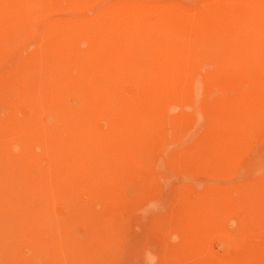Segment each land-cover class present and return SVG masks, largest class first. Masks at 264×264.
Segmentation results:
<instances>
[{
	"label": "rangeland",
	"instance_id": "1",
	"mask_svg": "<svg viewBox=\"0 0 264 264\" xmlns=\"http://www.w3.org/2000/svg\"><path fill=\"white\" fill-rule=\"evenodd\" d=\"M0 57V264H264V0H0Z\"/></svg>",
	"mask_w": 264,
	"mask_h": 264
},
{
	"label": "bare ground",
	"instance_id": "2",
	"mask_svg": "<svg viewBox=\"0 0 264 264\" xmlns=\"http://www.w3.org/2000/svg\"><path fill=\"white\" fill-rule=\"evenodd\" d=\"M14 42H15V41H14ZM1 45H2V44H1ZM248 45H249V44H248ZM5 48H6V47H5ZM237 48H238V47H237ZM237 48H236V49H237ZM27 49H28V48H27ZM239 49H240V48H239ZM11 51H12V50H11ZM1 54H2V53H1ZM5 54H6V53H5ZM3 57H4V56H3ZM0 58H1V57H0ZM28 61H29V60H27L26 62H28ZM254 61H255V60H254ZM254 61H252V59H251V62H249V64L243 62V64H244V63L246 64V65L244 64V65L246 66V67H245L246 69H242V68L240 67V66H241L240 63H237V62H236V64H239L240 66H239V67L236 66V68L233 67V68H234L233 70H237V71H238L237 73L239 74V76H238V74H237L238 77H236V78L238 79V80H237L238 82L241 81V82H243L244 84H248V81H249L251 78H253L252 75L255 74V72H256V70H257L256 67H259L260 64H264V59H262V61H261V60H260V61H257V63H255ZM8 62H9V61H8ZM8 62H7V63H8ZM26 62L24 61L22 64H24V63H26ZM206 62H207V61H205V63H206ZM208 62H209V61H208ZM215 62H216V61H215ZM215 62L212 61L213 64H214ZM203 63H204V62H203ZM223 63H224V62H223ZM223 63H222V64H223ZM227 63H228V62H227ZM207 64H208V63H207ZM210 64H211V63H210ZM216 64H217V63H216ZM216 64H215V65H212V64L209 65L211 71L217 70V68L220 67V66L218 67V65H216ZM218 64H219V63H218ZM225 64H226V63H225ZM255 64H256V65H255ZM11 65H12V64H11ZM27 65H28V63H27ZM30 65H31V64H30ZM199 65H200V64H199ZM219 65H220V64H219ZM229 65H230V64H228V67H229ZM244 65H242V66H244ZM44 66H45V65H43L41 68H43ZM224 66H226V65H224ZM22 67H25V70H24L23 73H20L21 75H23V74L25 73V71L27 70V67H28V66H26V65H22ZM31 67H32V66H31ZM38 67H39V66H38ZM203 67H205V65H203ZM206 67H207V65H206ZM206 67H205V68H206ZM221 67H222V66H221ZM230 67H231V66H230ZM18 68H19V67H18ZM22 69H24V68H22ZM207 69H208V68H207ZM223 69H224V68H223ZM227 69H228V68H227ZM231 69H232V68H231ZM38 70H39V69H38ZM11 71H13V70H11ZM27 71H29V70H27ZM27 71H26V72H27ZM228 71H231V70L229 69ZM14 72H15V71H14ZM21 72H22V70H21ZM219 72H220V71H219ZM226 72H227V71H226ZM231 72H232V71H231ZM234 72H236V71H234ZM16 73H17V72H16ZM16 73H15V74H16ZM36 73H37V72H36ZM12 74H14V73H12ZM15 74H14V75H15ZM217 74H218V73H217ZM222 74H223V73H222ZM14 75H13V76H14ZM38 75H39V74H38ZM31 76H32V75H31ZM191 76H192V75H191ZM196 76H197V75H196ZM235 76H236V75H235ZM9 77H11V76H9ZM9 77H8L7 79H9V81H11ZM38 77H40V76H38ZM38 77H37V78H38ZM194 77H195V76H194ZM196 78H197V77H196ZM221 78H222V77H221ZM29 79H30V78H29ZM191 79H192V78H191ZM1 80H2V79H1ZM50 80H51V79H50ZM197 80H199V79H197ZM200 80H201V79H200ZM219 80H220V79H219ZM9 81H8V82H9ZM14 81H15V78H14ZM23 81H24V80H23ZM23 81L21 80V82H23ZM34 81H35V80H34ZM43 81H44V80H43ZM192 81H193V80H192ZM230 81H231V80H230ZM2 82H4V80L1 81V83H0L1 86H2ZM5 82H6V81H5ZM17 82H18V81H17ZM30 82H31V80H30ZM32 82H33V81H32ZM41 82H42V80H41ZM41 82H39V84H41ZM46 82H47V81H46ZM231 82H232V81H231ZM12 83H15V84H16V82H13V81H12ZM12 83H11V84H12ZM27 83H29V82H27ZM59 83H60V82H59ZM200 83H201V82H200ZM11 84H9V85H11ZM3 85H4V83H3ZM9 85H7V86H9ZM42 85H43V84H42ZM195 85H197V84H195ZM7 86H6V89H7ZM12 86H13V84H12ZM40 86H41V85H40ZM43 86H44V85H43ZM46 86H47V85H46ZM13 87H14V86H13ZM15 88H16V87H15ZM36 88L40 90V88L37 87L36 84H34L33 87H31L30 91L33 90V89H36ZM41 88H42V87H41ZM196 88L201 89V88L198 87V86H197ZM11 89H12V88H11ZM58 89H59V88H58ZM61 89H62V87H61ZM7 91H8V90H7ZM10 91H11V90H10ZM13 91H14V89H13L11 92H13ZM96 91H97V90H96ZM195 91H196V89H195ZM195 91H194V92H195ZM210 91L213 92L212 89H210ZM4 92H5V91H4ZM28 92H29V91H28ZM91 92H92V91H91ZM199 92H202V91L200 90ZM14 93H15V92H14ZM14 93H11L10 95H12V94H14ZM25 93H26V92H25ZM25 93H24V95H26ZM33 93H34V92H33ZM5 94H6V93H5ZM5 94H4V95H5ZM35 94H36V91H35ZM195 94H196V93H195ZM195 94H193V95L195 96ZM18 95H19V94H18ZM49 95H51V93H50ZM97 95H98V94H97ZM7 96H8V95H7ZM14 96H15V95H14ZM19 96L21 97V93H20ZM29 96H30V99H33V97H35L34 94H30V93H29ZM51 96H53V95H51ZM198 96H199V95H198ZM10 97H11V96H10ZM10 97H9V98H10ZM37 97H40V96H37ZM43 97H44V95H43ZM23 98H24V97H23ZM26 98H27V97H26ZM26 98H24V99H26ZM21 99H22V98H21ZM3 100H4V98L1 97L0 102H2ZM26 100H28V99H26ZM34 100H35V99H34ZM34 100H32V101L34 102ZM93 100H94V99H93ZM11 101H12V99H11ZM23 101H24V100H23ZM32 101H31V102H32ZM37 101H38V100H36L35 102H37ZM4 102H5V100H4ZM6 102H7V100H6ZM33 102H32V105H31V107H30V108H32V109H33L32 106H34V105H33V104H34ZM38 102H39V101H38ZM10 103H11V102H10ZM22 103H24V102H22ZM3 104H4V103H3ZM3 104H2V105H3ZM26 104L28 105L29 102H27ZM40 104H41V103H39V105H40ZM6 106H7V105H6ZM8 106H9V105H8ZM13 106H14V105H13ZM29 106H30V104H29ZM35 106H37V105H35ZM35 106H34V108H36ZM4 107H5V106H4ZM9 107H10V106H9ZM37 107H38V106H37ZM6 108H7V107H6ZM30 108H29V109H30ZM8 110H9V108H8ZM30 110H31V109H30ZM36 110H37V108H36ZM4 112H5V111H4ZM4 112H3V113H4ZM9 112H10V111H9ZM1 114H2V113H1ZM1 114H0V116H1ZM15 115H16V114H15ZM1 117H2V116H1ZM199 119H200V118H199ZM195 120H196V119H195ZM0 126H1V125H0ZM10 175H11V174H10ZM3 185H4V184H3ZM3 185H2V186H3ZM15 191H16V190H15ZM44 223H45V222H44ZM42 224H43V223H42ZM36 255H37V254H36Z\"/></svg>",
	"mask_w": 264,
	"mask_h": 264
},
{
	"label": "clouds",
	"instance_id": "3",
	"mask_svg": "<svg viewBox=\"0 0 264 264\" xmlns=\"http://www.w3.org/2000/svg\"><path fill=\"white\" fill-rule=\"evenodd\" d=\"M174 239H177V238L174 237Z\"/></svg>",
	"mask_w": 264,
	"mask_h": 264
}]
</instances>
